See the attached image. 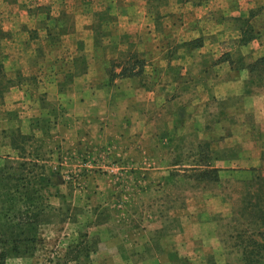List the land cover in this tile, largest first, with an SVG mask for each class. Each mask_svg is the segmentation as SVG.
<instances>
[{"label": "rangeland", "instance_id": "374dc122", "mask_svg": "<svg viewBox=\"0 0 264 264\" xmlns=\"http://www.w3.org/2000/svg\"><path fill=\"white\" fill-rule=\"evenodd\" d=\"M125 1L0 0V247H10V230L35 231L33 254H13L4 262L0 259L2 264H90L87 255L100 242L103 235L100 229L111 226L110 220L119 226L144 224L157 237L170 225H181L175 210L183 208L187 198H192L193 206L204 208L203 216L214 226L212 233L220 246L215 258L210 255L185 264H243L235 238L243 229L248 231L245 236L258 232L254 238L264 241V225L247 224L240 216L246 185L251 178L262 176L260 171L247 179L242 178L243 174L220 175L212 167L216 155L233 156L239 146L230 142L226 145L231 147L229 152L213 153L210 143L196 134V123L189 122L186 126L170 102L156 111L154 122L160 125L152 126L145 140L150 157L164 168L149 167L144 171L147 182L143 187V215L112 217L107 210L111 200L97 203L93 198L87 202L83 196L88 189L93 190L91 182L96 179L99 183L96 188L102 187L97 191L103 192L104 198L111 188L117 187L116 191L121 193L123 189L119 187L125 186L126 175L133 171L113 167L111 163L115 160L110 161L103 149L94 152V145H87L90 131L101 130L107 120L96 122L79 117L98 106L92 100L83 108L88 90L100 102L113 98L121 93L116 84L112 86L113 78H134L132 69L142 63L132 38L122 34L123 18L131 10L136 13L140 6H128ZM129 1H145L143 10L153 16L157 26L168 16L172 2ZM226 1L231 7L235 3L241 5V1L242 9L253 16L231 18L234 27L243 31V37L228 41L222 50L237 48L239 44H248L250 49L263 46L264 0ZM233 10L242 12L240 8ZM197 44V40L175 44L172 40L163 41V46L172 51L193 49ZM240 53L237 50L233 56L235 64L245 66L254 61L240 60ZM118 67L122 71L115 72ZM179 71L178 67L167 68L157 76L161 80L168 76L177 79ZM249 73L252 83L264 91V68ZM88 85L94 89L87 88ZM12 100L13 103H7ZM68 125V133H74L73 126L79 131L72 144L71 140L67 142L69 135L63 138L58 133V126ZM92 146L93 150L88 149ZM207 166L217 171L215 180L198 175ZM111 176L117 177L116 187L107 182ZM216 196L224 201H212ZM26 211L36 215L35 224L18 219L12 224L4 223V216L24 215ZM4 238L7 245L2 244ZM155 245L156 242L152 250H158Z\"/></svg>", "mask_w": 264, "mask_h": 264}, {"label": "crops", "instance_id": "0c3cea01", "mask_svg": "<svg viewBox=\"0 0 264 264\" xmlns=\"http://www.w3.org/2000/svg\"><path fill=\"white\" fill-rule=\"evenodd\" d=\"M125 2L135 8L140 6L138 13H132L130 9L131 14L123 18L122 34L132 38L142 63L132 69L133 75L136 74L134 78H113L112 86L116 84L121 92L114 99L108 97L100 102L93 91L88 90L83 108L92 100L98 106L82 112L79 117L96 122L107 120L101 130L90 131L87 145H94V152L103 149L110 161L115 160L111 163L113 167L132 168L133 171L126 175L123 182L126 187L118 186L123 189L121 193L116 191L117 177L111 176L109 180L105 177V181L107 179L116 187L111 188L106 198L103 192L97 191L102 188H96L97 179L93 180L90 186L93 190L88 189L83 195L86 201L91 202L93 198L97 203L111 200L107 210L112 217L143 215V187L147 182L144 171L149 167L164 168L150 157L145 140L150 128L160 125L154 122L156 111L168 102L175 105V111L185 120L186 126L189 122L196 123V134L200 140L210 143L213 153L229 152L231 147L226 145L230 142L239 146L233 156L230 153L226 157L216 155L212 167L218 169L220 175L243 174L242 178L247 179L253 172L260 171L264 176V91L252 83L246 65L232 61L237 50L241 52L240 60H256L264 55V45H250V49L248 44H239L237 48L222 50L225 43L243 36L241 29L231 22V18L249 16L250 12L242 9L243 3L239 1L241 5L235 3L231 7L226 0H172L168 16L157 26L153 16L143 10L145 1ZM233 8H240L242 12ZM168 40L174 44L197 40L198 44L193 49L172 51L163 46V41ZM172 67L180 70L177 79L168 76L161 80L157 76L160 71ZM121 69L118 67L115 72ZM87 88L94 89V86ZM69 128L70 125L58 126V133L63 138L69 135L67 142L71 140L72 144L79 131L73 126L74 133H68ZM191 199L187 198L185 206L175 210L181 225H170L157 237L150 234L144 224L119 226L115 220H110L111 226L100 229L103 233L100 242L87 255L90 264H185L210 255L215 258L220 246L217 236L212 233L215 228L203 216L204 208L193 206ZM211 200L224 201L217 196ZM155 242L158 250H152Z\"/></svg>", "mask_w": 264, "mask_h": 264}, {"label": "trees", "instance_id": "16d2710c", "mask_svg": "<svg viewBox=\"0 0 264 264\" xmlns=\"http://www.w3.org/2000/svg\"><path fill=\"white\" fill-rule=\"evenodd\" d=\"M251 16H253V14L249 13L248 18ZM239 20H241V18H239ZM242 21L247 23L249 22L247 19H242ZM246 67L249 72L252 69H258L259 71L262 70L264 68V55L257 58L252 63L247 64ZM216 173V170L207 166L204 170L200 171L198 175H200L201 178L215 180L217 177ZM23 214L24 215L16 213L11 217L4 216L6 219L4 223L12 224L14 219H18V222L23 223V220H26L31 225L35 224L37 219L35 214H28L27 211ZM240 216L247 224H254L258 227L264 225V177L260 175L253 177L247 183L244 196L242 198ZM10 231L9 240L11 245L10 247H0V259L4 262L6 257L13 254L15 256H31L35 249L32 244L35 242L34 229L29 228V230H19L17 232L12 230ZM246 233H248V231L243 229L242 232H238V234L235 235V238L238 239L237 241H239V246L241 248L243 264H264V241L254 238V235H257L258 232H253L250 236H245ZM4 240L5 241H2V244L7 245V238H4ZM75 247L78 248L79 243L75 244ZM3 262H0V264Z\"/></svg>", "mask_w": 264, "mask_h": 264}]
</instances>
